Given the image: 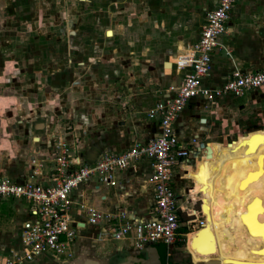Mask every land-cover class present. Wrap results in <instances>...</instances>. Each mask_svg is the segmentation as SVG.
Segmentation results:
<instances>
[{
    "label": "rangeland",
    "instance_id": "1",
    "mask_svg": "<svg viewBox=\"0 0 264 264\" xmlns=\"http://www.w3.org/2000/svg\"><path fill=\"white\" fill-rule=\"evenodd\" d=\"M190 1L0 0V173L47 166L58 143L82 160L89 144L120 135L118 119L127 122L123 135L136 129L150 104L177 84L175 56L199 35L202 11ZM240 105L221 144L253 131L232 156L213 151L222 172L201 200L203 227L187 231L193 263L264 264V94ZM14 201L0 200V245L27 207ZM108 244L121 243L96 247Z\"/></svg>",
    "mask_w": 264,
    "mask_h": 264
},
{
    "label": "built area",
    "instance_id": "2",
    "mask_svg": "<svg viewBox=\"0 0 264 264\" xmlns=\"http://www.w3.org/2000/svg\"><path fill=\"white\" fill-rule=\"evenodd\" d=\"M234 2L215 0L214 5L203 12L196 41L175 56L172 65L181 73L178 85L146 112V118L156 123L155 137L144 143L135 142L117 155L102 154L90 165L58 143L48 154L47 166H32L14 179L0 173V200L10 199L27 205L17 223V245L7 255L0 254V264H31L39 258L49 259L54 264L66 261L78 238L77 231L85 224L107 226L110 240L131 236L135 249L157 242L167 247L186 238L177 232L178 211L183 209L176 204L171 182L173 169L191 152L190 147L180 146L175 132L179 114L192 99L210 105L219 98H241L264 87V66L253 73L233 68L218 86L204 83L210 73L212 53L223 49L221 37ZM143 158L149 161L147 181L151 186L150 211L154 213L151 218L138 221L128 219L121 210L99 211L87 206L81 192H77L79 187L92 183L115 187L114 173ZM74 212L81 214L83 222L77 221Z\"/></svg>",
    "mask_w": 264,
    "mask_h": 264
},
{
    "label": "crops",
    "instance_id": "3",
    "mask_svg": "<svg viewBox=\"0 0 264 264\" xmlns=\"http://www.w3.org/2000/svg\"><path fill=\"white\" fill-rule=\"evenodd\" d=\"M89 1L90 0H78L74 2L89 3ZM106 1L124 2L128 0ZM191 1V8L193 9L195 8L193 2L199 3H196L198 5L196 8L202 11L200 16L201 26L203 12L206 9H210L214 5L215 0ZM221 44L223 49L215 50L211 55V69L204 81L205 84L209 86L220 85L233 68H237L241 72L253 73L264 66V0H235L226 23L225 34L221 38ZM190 45L182 48L180 52ZM171 70L174 73L172 80L177 78V84L173 85L172 83L169 89L163 90L164 92L159 98L150 104V108L154 103L171 94L170 90L178 85L181 73L174 68ZM262 93L264 94V87L248 92L241 98L225 96L217 99L210 105L205 104L200 99H192L179 114L175 124V132L178 136V141L180 146H187L191 149V152L182 164L177 165L173 169L171 177L175 198L177 201L181 200L179 206L183 209L181 212L178 211V217L180 219L178 228L184 230V234L182 235H187V237L190 238V234L195 231L194 228L203 227L199 225V222L202 221L203 225L205 223L204 215L201 210V200L209 194V185L213 182L214 177L222 172L220 169H217L218 166L213 165L218 159L216 153L213 152L214 149H217V152L218 148H222L224 149L223 151L227 153V156H232V153L235 152L236 145L245 141L249 133L253 131H248L243 135H235L227 144H221L222 141L229 140V135H226V131L231 133L232 126L230 123L235 121L239 116L235 114V110L239 111L241 102L247 103L257 96H260ZM147 110L144 112V115L138 118V127L133 129L129 135H123L122 131L127 125L126 120L122 121L118 119L116 121L117 127H122V130L119 131L120 135H111L106 140L102 139V141L98 140L89 144L81 155L82 162L87 165L93 164L102 154L117 155L129 148L130 143L133 141L144 143L155 137L158 133V129L155 121H149L146 118ZM120 122L123 124L120 125ZM38 124L41 125V123ZM217 131H220L222 135H215ZM202 141L205 143L202 151L204 147L208 145L211 150L208 149V151L201 152L199 158H195L196 154L192 157L191 153L196 150V147H198ZM105 148L107 151H103ZM195 171H199L200 173H197L200 175H197ZM190 173L193 175V180L191 181L187 178V175ZM149 174V161L143 158L136 160L130 167L114 173L116 181L115 187H104L92 183L89 186L79 187L77 192H81L82 200L87 206L93 207L99 211L115 212L121 210L126 214L128 219H135L138 221L146 220L152 217L150 211V206L152 204L151 186L147 181ZM225 174L228 173L225 172ZM20 175L22 174L18 173L11 176V178L14 179ZM212 210L214 215V204ZM15 212L16 215H19V210L17 208H15ZM20 214L23 216V211ZM73 214L77 221L83 222L81 214L77 212ZM17 219H19L18 216ZM18 222L19 220L16 221V225ZM190 226L193 227V230H190ZM106 228L107 226L103 225L88 226L85 224L82 229L77 231L78 238L72 247L71 257L58 264H82L81 262H83L84 259L104 264H117L130 255L136 260L144 257L143 254L136 256L135 254L137 251H143L146 245L142 246L141 249H135L134 240L131 236L121 240H110ZM189 230L191 232L187 234ZM114 241L121 244L113 246V250L110 244H108L106 248L104 245L96 247L98 243H112ZM199 244L202 248L206 247V243L203 241ZM16 245L15 229L14 234L4 236L3 242L0 245V251L1 253L8 252L10 249L16 247ZM179 245L178 241L175 245H171V248L166 251L165 255H161V251L154 247L152 248V252L157 255L159 264H195L192 262L190 254L193 253V251H188L187 244L185 248H182L183 246L178 248ZM166 248H168V246ZM202 248L201 250H203ZM76 259H79L80 263H77ZM244 259L245 258L240 259V262L247 263V260L245 262ZM35 263L54 264L51 260L45 258H39L31 264Z\"/></svg>",
    "mask_w": 264,
    "mask_h": 264
},
{
    "label": "water",
    "instance_id": "4",
    "mask_svg": "<svg viewBox=\"0 0 264 264\" xmlns=\"http://www.w3.org/2000/svg\"><path fill=\"white\" fill-rule=\"evenodd\" d=\"M119 124L122 125L123 123L120 122ZM202 148H203V144H199V146L196 147V150L193 153H191L192 157H193V155L196 154L195 158H199V156H200V154L202 152ZM153 247L157 248L158 250H160L161 251V255H165L166 251L169 248H171V245L168 246V248H166L164 246H161L160 242H157L154 246H152V244H148V245H146V248L143 249V251H137V253L135 254V256L143 254L144 257L142 255V257H143L142 259L136 260L135 258H132L133 256L130 255L129 257H126L125 260L120 261L117 264H159L158 261H157V255L155 253L153 254V252H152L153 251V249H152ZM153 256H155V257H153ZM76 260H77V263H80L79 259H76ZM81 263L82 264H104V263H98L96 261L89 260V259H84V261L81 262ZM195 264H205V263L197 262ZM208 264H215V263H213V261H211Z\"/></svg>",
    "mask_w": 264,
    "mask_h": 264
},
{
    "label": "bare ground",
    "instance_id": "5",
    "mask_svg": "<svg viewBox=\"0 0 264 264\" xmlns=\"http://www.w3.org/2000/svg\"><path fill=\"white\" fill-rule=\"evenodd\" d=\"M199 225L200 226H203V222L202 221H200L199 222ZM192 229H193V227H191ZM195 229V228H194ZM185 237H186V244H187V241H188V237H187V235H185ZM244 261L246 262V259H244ZM215 261H213V263H214ZM228 262H230V263H232V264H244L243 262H237V261H228Z\"/></svg>",
    "mask_w": 264,
    "mask_h": 264
},
{
    "label": "trees",
    "instance_id": "6",
    "mask_svg": "<svg viewBox=\"0 0 264 264\" xmlns=\"http://www.w3.org/2000/svg\"><path fill=\"white\" fill-rule=\"evenodd\" d=\"M178 222H180V219H179V217H178ZM177 232L180 234H184V230L183 229H180V228H178V230H177ZM175 245V244H174Z\"/></svg>",
    "mask_w": 264,
    "mask_h": 264
},
{
    "label": "clouds",
    "instance_id": "7",
    "mask_svg": "<svg viewBox=\"0 0 264 264\" xmlns=\"http://www.w3.org/2000/svg\"><path fill=\"white\" fill-rule=\"evenodd\" d=\"M0 114H2V113H0Z\"/></svg>",
    "mask_w": 264,
    "mask_h": 264
}]
</instances>
